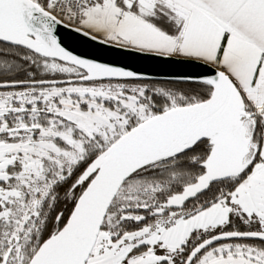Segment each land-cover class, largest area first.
<instances>
[{
  "label": "snow or ice",
  "instance_id": "obj_1",
  "mask_svg": "<svg viewBox=\"0 0 264 264\" xmlns=\"http://www.w3.org/2000/svg\"><path fill=\"white\" fill-rule=\"evenodd\" d=\"M0 264H264V0H0Z\"/></svg>",
  "mask_w": 264,
  "mask_h": 264
},
{
  "label": "water",
  "instance_id": "obj_2",
  "mask_svg": "<svg viewBox=\"0 0 264 264\" xmlns=\"http://www.w3.org/2000/svg\"><path fill=\"white\" fill-rule=\"evenodd\" d=\"M146 67L149 68V74H152V75L164 74L163 70H161V69H157V68H154V67H151V66H147V65H146Z\"/></svg>",
  "mask_w": 264,
  "mask_h": 264
}]
</instances>
